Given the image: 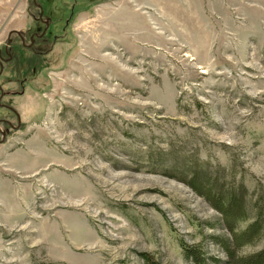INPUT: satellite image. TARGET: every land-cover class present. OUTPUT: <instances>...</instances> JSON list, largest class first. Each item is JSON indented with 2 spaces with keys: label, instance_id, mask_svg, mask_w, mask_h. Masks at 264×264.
I'll return each mask as SVG.
<instances>
[{
  "label": "rangeland",
  "instance_id": "374dc122",
  "mask_svg": "<svg viewBox=\"0 0 264 264\" xmlns=\"http://www.w3.org/2000/svg\"><path fill=\"white\" fill-rule=\"evenodd\" d=\"M33 1L0 3L27 22L14 90L0 80V150L21 166L0 177L21 198L0 205V264H194L183 246L228 264L220 215L183 179L244 189L236 230L264 208V0H37L58 34L41 44ZM263 250L264 232L234 251Z\"/></svg>",
  "mask_w": 264,
  "mask_h": 264
},
{
  "label": "trees",
  "instance_id": "16d2710c",
  "mask_svg": "<svg viewBox=\"0 0 264 264\" xmlns=\"http://www.w3.org/2000/svg\"><path fill=\"white\" fill-rule=\"evenodd\" d=\"M183 183L197 196L202 198L217 214L220 215L223 226L228 233V239H218L216 242L225 253L228 264H264V250L247 259H236L235 249L248 245L254 237L264 232V208L256 209V217L242 230H236L238 224L246 221L249 213H253L252 206L243 200L244 189L240 192L225 190L217 181L210 180L207 174L191 170ZM258 206V205H256ZM185 257L194 264H204L199 249H186ZM147 264H152L146 258Z\"/></svg>",
  "mask_w": 264,
  "mask_h": 264
},
{
  "label": "crops",
  "instance_id": "0c3cea01",
  "mask_svg": "<svg viewBox=\"0 0 264 264\" xmlns=\"http://www.w3.org/2000/svg\"><path fill=\"white\" fill-rule=\"evenodd\" d=\"M6 1H10V5L9 6H13V2H17V0H0V3L3 5H5ZM21 1V0H18ZM9 3V2H8ZM16 6V3L14 4V7ZM21 10L14 8L12 12H6L4 14V11L2 12L0 10V49L1 46L5 44V42H7L9 39V37H11V34H17L20 32V30H25L27 28V22H26V18H24V23H22L21 20ZM7 17H10L12 19H10L9 21H7ZM26 17V16H25ZM31 26L28 25V27ZM11 39V38H10ZM6 46V44L4 45V47ZM13 66V57L12 55L9 56L8 60H6V62L4 63L3 66L0 67V80H2L3 82H11V84H8V88L7 89H11L14 90L15 88V84L13 85L12 81H7L8 77L5 75L6 73L10 72L11 68ZM5 80V81H4ZM20 81V79H19ZM17 82V81H16ZM0 87L3 89V85L0 83ZM1 88H0V92H1ZM10 98L12 97H4L3 94L0 93V101L6 103ZM10 109L6 107V105H0V118H2L5 114H7V112H9ZM1 120V119H0ZM12 152L8 151L7 154L6 152L3 150H0V177L2 174L5 173V170H7L6 168L8 167L10 170L12 171H16V170H20L21 166H20V156L17 154H11ZM6 157L9 160V162L6 164ZM9 173V172H8ZM16 187H13L9 184H7V182L2 179H0V205L1 207H3V205H5L4 201V197L5 195L7 196V198L10 200V207L12 209H14L16 207V204L18 206V213H20V208H21V198L20 196H18L16 198ZM14 205H12V203ZM15 213V212H14ZM15 215V214H14Z\"/></svg>",
  "mask_w": 264,
  "mask_h": 264
},
{
  "label": "flooded vegetation",
  "instance_id": "af4514ba",
  "mask_svg": "<svg viewBox=\"0 0 264 264\" xmlns=\"http://www.w3.org/2000/svg\"><path fill=\"white\" fill-rule=\"evenodd\" d=\"M33 1V0H32ZM36 1L37 0H35V2L33 1V6L35 7V9H37L38 11H39V17H38V19H39V24H41L42 25V27L44 26V28H42V30L43 31H45L44 32V34L42 33V38H40V37H38L39 39H37V40H39V41H37V43L35 42V44H41V43H45L46 41L47 42H49V40H48V37L49 38H53L54 40L56 39V36L58 35V34H56V32L54 33H50L49 31H48V26H47V22L50 24V26H51V24H52V18H51V14H49V12L47 11V9H45L44 8V5L42 4V3H37L36 4ZM40 2H42V0L40 1ZM41 4V5H40ZM74 6L75 5H73L72 6V8H71V14L73 13L72 11H74ZM63 10H65V9H62L61 11L63 12V15H64V11ZM70 14V15H71ZM61 17H63V16H61ZM43 18H45V19H43ZM70 18V17H69ZM69 18H67V21H66V24L65 25H67V23L69 22ZM44 20V21H43ZM60 20H61V18H60ZM40 25V26H41ZM53 25V24H52ZM56 23L54 22V25H53V27H56ZM50 28V27H49ZM63 30H64V27L62 28V32H63ZM48 32V37L46 36V33ZM50 34H52V36L50 37L49 35ZM17 37H19L18 39L19 40H21V39H23V37H21L18 33L17 34H15ZM33 35H35V34H33ZM37 36V35H36ZM33 38V37H32ZM37 38V37H36ZM56 42V41H55ZM22 43V42H21ZM10 44H11V39L9 38L8 39V41H7V46H5L4 48H3V50H2V52L0 51V59H1V57H2V54L1 53H4V54H6V56L7 57H9L10 56V53L8 52L9 51V49H10ZM35 44H34V46H35ZM43 45V44H42ZM22 46H24L25 47V45H22ZM11 50V49H10ZM3 60V59H2ZM5 62V60H3V61H1V65L3 64ZM1 67V66H0ZM1 94H3L2 92H0ZM7 108H9L8 106H6ZM10 109V108H9ZM12 109H10V111H11ZM1 121H3V122H5L4 120H1Z\"/></svg>",
  "mask_w": 264,
  "mask_h": 264
}]
</instances>
